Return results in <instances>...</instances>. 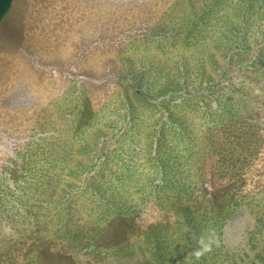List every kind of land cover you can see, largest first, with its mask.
<instances>
[{
    "label": "rangeland",
    "instance_id": "obj_1",
    "mask_svg": "<svg viewBox=\"0 0 264 264\" xmlns=\"http://www.w3.org/2000/svg\"><path fill=\"white\" fill-rule=\"evenodd\" d=\"M0 264H264V0H13Z\"/></svg>",
    "mask_w": 264,
    "mask_h": 264
},
{
    "label": "trees",
    "instance_id": "obj_2",
    "mask_svg": "<svg viewBox=\"0 0 264 264\" xmlns=\"http://www.w3.org/2000/svg\"><path fill=\"white\" fill-rule=\"evenodd\" d=\"M12 2H13V0H0V22L3 20V18L6 16V14L10 11L11 6H12ZM161 149L165 152V149L163 147H161ZM191 156H192V154H189L186 156L184 155L183 158L187 159V158H190ZM179 158H180V155L177 154L175 156L176 163L178 162ZM194 162H196V160ZM207 174L210 176V178H212L214 175V167L211 163H209V169L207 171ZM215 175H217L216 170H215ZM212 186H214V190H222L223 189L222 183H219L217 181L215 183H212ZM225 205L227 208L234 206L231 203H227ZM176 208L177 209L174 212L175 217L172 218L171 224L181 225L185 221L189 220L188 215H184V212H188V210L190 211V209L185 205H183V206L177 205ZM227 219H228V215H225L223 217L222 221L219 223V225L223 226ZM213 222L216 223V220H214ZM48 248H50V247L47 246V249ZM51 252L53 253L56 251H51Z\"/></svg>",
    "mask_w": 264,
    "mask_h": 264
},
{
    "label": "crops",
    "instance_id": "obj_3",
    "mask_svg": "<svg viewBox=\"0 0 264 264\" xmlns=\"http://www.w3.org/2000/svg\"><path fill=\"white\" fill-rule=\"evenodd\" d=\"M26 7H27V5H24V11L26 12L25 13V16L27 17V15H28V9H26ZM30 11V10H29Z\"/></svg>",
    "mask_w": 264,
    "mask_h": 264
},
{
    "label": "bare ground",
    "instance_id": "obj_4",
    "mask_svg": "<svg viewBox=\"0 0 264 264\" xmlns=\"http://www.w3.org/2000/svg\"><path fill=\"white\" fill-rule=\"evenodd\" d=\"M248 54V53H247ZM69 130V129H68ZM58 132V131H57ZM67 132V131H66ZM69 134V133H68ZM78 146V145H77ZM187 179V178H186ZM105 213V212H104ZM118 241V240H117Z\"/></svg>",
    "mask_w": 264,
    "mask_h": 264
}]
</instances>
